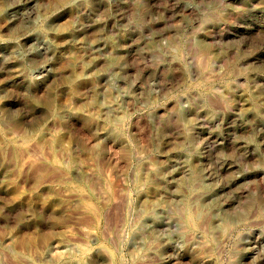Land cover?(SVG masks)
Returning a JSON list of instances; mask_svg holds the SVG:
<instances>
[{"label":"rangeland","instance_id":"rangeland-1","mask_svg":"<svg viewBox=\"0 0 264 264\" xmlns=\"http://www.w3.org/2000/svg\"><path fill=\"white\" fill-rule=\"evenodd\" d=\"M23 1L22 32L0 12V264H264V0Z\"/></svg>","mask_w":264,"mask_h":264},{"label":"bare ground","instance_id":"bare-ground-1","mask_svg":"<svg viewBox=\"0 0 264 264\" xmlns=\"http://www.w3.org/2000/svg\"><path fill=\"white\" fill-rule=\"evenodd\" d=\"M27 5H28V2H26V1L24 2L23 0H15V2L12 5L2 4L0 7V12L5 13L8 16L9 23L17 25V30L22 32L27 27V24L25 22V19L27 16ZM52 15L53 14L51 13L50 16L52 17ZM75 32L76 31H73L72 35H74ZM14 35H15V33H14ZM68 35L70 36V32ZM10 36L8 38H6L4 41L0 40V49L1 50H7L8 46L13 45L14 41H13V38ZM8 53H9L8 56H9L11 62H15V61L19 60L20 57L17 56L16 54H14L12 51H10ZM49 53L52 54L53 52H49ZM120 65H121L120 61L114 60V61L109 62L107 69L118 68ZM104 72L105 71H102L100 73L104 74ZM14 80L19 82L20 84H22L23 83V75L22 74L17 75ZM108 107H112L111 103L108 105ZM42 109H43V107L37 106L34 111L36 113H38ZM197 114H200L199 116L203 117V119H205V120H210L209 115L205 112L200 111ZM183 169H184L185 173L187 171L188 182L193 183L196 180V178L198 177L200 170L199 169H190V168L188 169V168H186L185 165H182V168H181L182 172H183ZM172 217H173V215L171 214V212L169 210H160V211H157V212H154V213L148 215L146 218V221L149 224V227L151 229V228L157 227L159 224H162L164 222H168L170 219H172ZM103 259H106V255L103 254L102 248L97 247L94 249L93 255L89 258V262H91V264H92L93 261L97 262V261H101Z\"/></svg>","mask_w":264,"mask_h":264}]
</instances>
